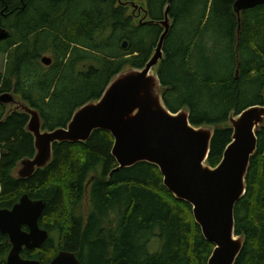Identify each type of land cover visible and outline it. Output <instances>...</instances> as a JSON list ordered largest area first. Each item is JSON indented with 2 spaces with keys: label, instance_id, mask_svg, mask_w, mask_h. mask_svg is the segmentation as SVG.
<instances>
[{
  "label": "trees",
  "instance_id": "1",
  "mask_svg": "<svg viewBox=\"0 0 264 264\" xmlns=\"http://www.w3.org/2000/svg\"><path fill=\"white\" fill-rule=\"evenodd\" d=\"M139 1L148 13L143 24L129 12ZM235 1L172 0V28L155 70L167 108L188 110L194 127L214 129L212 168L232 142L230 116L264 105V5L243 12L239 22ZM168 2L0 0L10 33L0 42L9 61L0 74V96L14 93L38 111L46 131L66 127L117 75L147 65ZM44 57L52 65L45 66ZM6 113L0 103V209L11 210L24 195L47 203L40 227L50 238L40 249L24 250L23 259L50 264L65 250L83 264H208L214 245L155 165L140 163L110 177L117 168L114 138L98 130L86 143L56 144L48 168L18 179L19 163L35 155L34 137L26 130L27 114L5 119ZM235 219L236 234L245 239L236 264H264V127ZM156 239L161 249L150 253ZM11 249L0 233V264Z\"/></svg>",
  "mask_w": 264,
  "mask_h": 264
},
{
  "label": "water",
  "instance_id": "2",
  "mask_svg": "<svg viewBox=\"0 0 264 264\" xmlns=\"http://www.w3.org/2000/svg\"><path fill=\"white\" fill-rule=\"evenodd\" d=\"M164 11L163 28L154 55L143 69H130L117 75L102 97L78 109L64 128L46 131L38 111L17 98L14 93L0 96L12 114H27V132L34 137L35 155L25 158L16 170L18 179H29L38 170L48 168L56 144L86 143L94 132L107 131L114 138L112 155L117 168L110 174L149 163L159 168L164 185L179 201L190 204L196 223L205 239L214 245L208 264H236L245 246V239L236 234L235 209L247 193V177L251 160L258 151V133L264 127V105H254L229 118L233 139L216 168L207 165L214 139L212 127H194L188 110L174 114L164 103L163 90L155 70L164 59V45L172 28L170 4ZM264 5V0H236L234 12L241 22L243 12ZM143 24L148 13L145 7L131 3ZM10 33L1 26L0 42ZM125 41L123 48L127 49ZM45 66L52 59L44 57ZM239 74V72H238ZM47 208L45 201L22 196L11 210L0 209V233L7 235L12 249L6 264H41L22 258L24 250L40 249L50 238L40 227ZM26 228V230H24ZM50 264H83L77 254L60 251Z\"/></svg>",
  "mask_w": 264,
  "mask_h": 264
},
{
  "label": "rangeland",
  "instance_id": "3",
  "mask_svg": "<svg viewBox=\"0 0 264 264\" xmlns=\"http://www.w3.org/2000/svg\"><path fill=\"white\" fill-rule=\"evenodd\" d=\"M144 4L141 1L138 2V5L145 7ZM130 14H133V17L135 18L136 22H139L142 20V18L144 17V13L142 12L141 15H139V11H135L133 8L130 9ZM5 56L0 54V73H4V67H5ZM156 72V71H155ZM161 249V242L158 241L157 239L154 240L151 245L149 246V252L150 253H156L159 252V250Z\"/></svg>",
  "mask_w": 264,
  "mask_h": 264
},
{
  "label": "flooded vegetation",
  "instance_id": "4",
  "mask_svg": "<svg viewBox=\"0 0 264 264\" xmlns=\"http://www.w3.org/2000/svg\"><path fill=\"white\" fill-rule=\"evenodd\" d=\"M0 17H1V26L3 27V25H2V20L4 19V13L2 12V11H0ZM4 28V27H3ZM5 29V28H4ZM5 30H7V29H5ZM8 31V30H7ZM5 41V40H4ZM4 41H1V42H4ZM8 59H5V67H4V73H5V71H6V66H7V64H8ZM3 73V74H4ZM0 74H2V73H0Z\"/></svg>",
  "mask_w": 264,
  "mask_h": 264
},
{
  "label": "bare ground",
  "instance_id": "5",
  "mask_svg": "<svg viewBox=\"0 0 264 264\" xmlns=\"http://www.w3.org/2000/svg\"><path fill=\"white\" fill-rule=\"evenodd\" d=\"M5 93V92H4Z\"/></svg>",
  "mask_w": 264,
  "mask_h": 264
}]
</instances>
